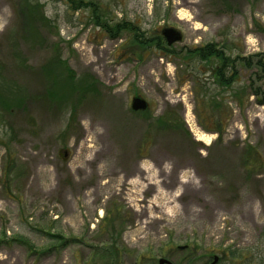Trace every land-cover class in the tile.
Segmentation results:
<instances>
[{
    "label": "rangeland",
    "instance_id": "374dc122",
    "mask_svg": "<svg viewBox=\"0 0 264 264\" xmlns=\"http://www.w3.org/2000/svg\"><path fill=\"white\" fill-rule=\"evenodd\" d=\"M35 1L42 43L25 32L33 0H0V264H264V0ZM96 13L183 39L139 48ZM211 42L235 60L233 87L183 60ZM9 86L25 109L3 108ZM170 195L178 216L147 228L146 204Z\"/></svg>",
    "mask_w": 264,
    "mask_h": 264
},
{
    "label": "trees",
    "instance_id": "16d2710c",
    "mask_svg": "<svg viewBox=\"0 0 264 264\" xmlns=\"http://www.w3.org/2000/svg\"><path fill=\"white\" fill-rule=\"evenodd\" d=\"M27 2V0H24ZM30 1V0H29ZM36 7H34L33 10L30 11V15L27 16L26 20V29L28 36H32L36 41L39 43H42L41 40H39V31L37 26H43L45 25L48 20L47 18L40 13L41 4L39 1L33 0ZM77 7H83L85 5H89L86 3H83L82 1H79L78 3H75ZM25 4H23L24 7ZM22 6V5H21ZM39 8V10H38ZM30 10V9H29ZM94 22L97 26L101 27L107 35L113 38H118L123 31H130L133 32V42L135 45L139 48L147 49L151 46H155L160 51H163L164 53L171 52L172 49L169 47L170 45L167 44V42L164 41V37L162 35H155L152 37H146L141 30H139L135 25L128 23V22H116L112 24V20L108 19L107 16L103 14H95L94 15ZM34 36V37H33ZM31 38V39H32ZM133 43V44H134ZM182 50V49H181ZM183 52V51H181ZM183 60L194 62L198 65H202L209 68V71H205L202 74H205L206 72H209L208 79L210 81L212 80L214 85H217L218 87H233V84L238 81V74L235 68V60L228 56L226 54V50L223 46H219L218 44L211 42L204 46H198L194 48L187 49L186 52L183 54ZM58 63V62H57ZM59 65H64L63 63ZM59 65H56L60 67ZM89 80L88 83L95 82L93 80ZM186 81V80H185ZM92 84L89 85V87H86V90L93 91V88L91 87ZM7 92H9L7 95L10 94V92H15L17 97H13L12 95H9L13 98V103L10 102V97H5L3 100L5 103H3V108H5L7 111L11 110V112L15 109H19L20 107L25 109L26 106V100L28 99L27 93L22 92L17 87L9 86L7 87ZM233 95L235 98H237L240 102H242V96H240L239 92L234 90ZM49 93H53L54 95H59L60 92L53 88V90L49 91ZM205 98V97H204ZM206 99V98H205ZM13 109V110H12ZM205 129H210L208 127H204ZM215 131L220 132V130L212 129ZM56 237V236H53ZM231 257H240L241 254H239L236 251L231 250L230 251Z\"/></svg>",
    "mask_w": 264,
    "mask_h": 264
},
{
    "label": "bare ground",
    "instance_id": "6f19581e",
    "mask_svg": "<svg viewBox=\"0 0 264 264\" xmlns=\"http://www.w3.org/2000/svg\"><path fill=\"white\" fill-rule=\"evenodd\" d=\"M89 59V64H92L95 62V59H90V57L88 56ZM86 59V60H87ZM101 73H105L102 69L100 70ZM205 137V134H202L199 136L200 140H203ZM207 139V138H206ZM208 140V139H207ZM131 174H134L133 176H135L136 178L133 179L132 183L134 185H136L137 183V179H142L145 177V174L147 173V166L145 164H135L130 172ZM127 179L125 177L119 178L117 181L120 184V186H123L125 181ZM171 197H173L172 195L168 196L165 198L164 201H152L150 204H146L145 208L146 211H148L149 215H150V219L146 222L147 223V228L149 227H154L158 221L160 220L161 216H157L155 214V211H160L161 215L163 214V212L168 213V215L170 217H175L178 216V214L180 213L177 209H175V213H170L168 209H170V207L168 206L169 204V200L171 199ZM2 262H6V260H3Z\"/></svg>",
    "mask_w": 264,
    "mask_h": 264
},
{
    "label": "water",
    "instance_id": "95a60500",
    "mask_svg": "<svg viewBox=\"0 0 264 264\" xmlns=\"http://www.w3.org/2000/svg\"><path fill=\"white\" fill-rule=\"evenodd\" d=\"M162 35L166 39L168 45H172L175 42H180L183 39L181 32L174 27H166L162 30ZM131 107L134 111L146 110L148 108V102L141 97H134L131 103ZM164 259L160 264L164 263Z\"/></svg>",
    "mask_w": 264,
    "mask_h": 264
},
{
    "label": "flooded vegetation",
    "instance_id": "af4514ba",
    "mask_svg": "<svg viewBox=\"0 0 264 264\" xmlns=\"http://www.w3.org/2000/svg\"><path fill=\"white\" fill-rule=\"evenodd\" d=\"M179 248L186 250L188 248V245H183L180 246ZM162 259L165 260L163 264H172V261L169 258L163 256L159 258L158 264H160ZM221 261H222V257L214 253V254H208L203 264H220Z\"/></svg>",
    "mask_w": 264,
    "mask_h": 264
}]
</instances>
